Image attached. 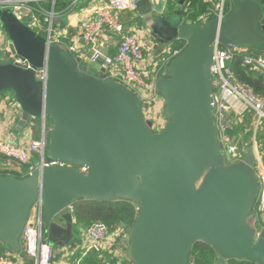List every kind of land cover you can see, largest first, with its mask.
<instances>
[{"label":"water","instance_id":"1","mask_svg":"<svg viewBox=\"0 0 264 264\" xmlns=\"http://www.w3.org/2000/svg\"><path fill=\"white\" fill-rule=\"evenodd\" d=\"M233 2L221 21L186 23L174 9L150 22L159 52L186 43L157 84L169 120L157 134L134 92L47 45L11 9L0 8L9 46L0 60V95L11 92L20 129L31 119L50 127L46 165L23 178L0 176V242L7 250L21 254L37 202L63 245L74 238L75 202L123 200L138 211L126 248L131 264H191L197 242L214 248L215 264H264V231L257 236L249 223L260 191L255 154L249 149L243 163L227 166L214 115L213 43L264 52V0ZM43 70L45 81L38 80Z\"/></svg>","mask_w":264,"mask_h":264},{"label":"built area","instance_id":"2","mask_svg":"<svg viewBox=\"0 0 264 264\" xmlns=\"http://www.w3.org/2000/svg\"><path fill=\"white\" fill-rule=\"evenodd\" d=\"M61 2L67 3L64 9L58 7ZM204 3L208 5L206 12L190 23L204 25L211 20L221 21L233 10V5L228 0H204ZM0 8L11 9L17 20L46 38L47 45L60 47L75 59L84 62V65L100 63L105 70L102 74L105 80L125 86L142 101L143 115L151 131L157 134L165 129L169 120L164 114L165 100L159 95L157 84L166 75L170 57L177 53L161 63L147 56L156 48L153 38L144 35L139 26L128 28L123 20L124 15H138L140 1L0 0ZM71 17H76L74 23L69 20ZM63 19L67 23L63 24ZM108 41L117 46V52L113 56L105 53ZM7 51L8 45L4 53ZM238 55L242 56L244 67L248 66L264 76V53L243 52L215 41L211 67L214 115L227 166L243 163L247 157V153L240 150L238 143L227 134L228 127L233 123L232 119H243L247 114H252L255 119L251 145L255 164L252 169L260 191L251 215L254 217V227L258 229L257 236H260L264 231V152L257 142V131L264 123V98L237 83L231 64ZM16 63L23 64L21 60H16ZM163 69L165 73L160 76L159 72ZM46 76L47 72L43 70L39 73L38 80L45 81ZM20 115L19 106L13 101L11 117L20 120ZM49 132L50 127L42 120V130L37 139L30 138L22 143L0 140V155L8 159L10 167L27 166L29 175L47 164ZM36 160L39 161V166H36ZM51 165L64 166L55 162ZM80 171L86 173L87 169L82 167ZM43 209V203L37 202L31 210L21 238V254L5 249L0 242V264H25L28 260L32 264H56L57 256L64 260L63 264H81L82 259L92 252L113 256L118 259L117 264L128 261L126 248L129 232L118 231L113 234L103 221L95 222L82 230L78 246L63 244L62 253L56 254L46 241ZM70 209L73 213L74 208ZM79 253L81 257L74 259Z\"/></svg>","mask_w":264,"mask_h":264},{"label":"trees","instance_id":"3","mask_svg":"<svg viewBox=\"0 0 264 264\" xmlns=\"http://www.w3.org/2000/svg\"><path fill=\"white\" fill-rule=\"evenodd\" d=\"M175 0H168V6L166 11L163 13L164 17L172 15L175 9ZM186 7L183 14L185 22L195 21L198 15L206 12L208 5L204 3V0H187ZM186 43L184 41L173 42L167 53L160 55L158 61L161 63L170 55L179 53L184 49ZM258 53L256 51H251ZM116 53L109 54L113 56ZM263 54V53H261ZM161 58V59H160ZM80 63V61H79ZM82 63V62H81ZM84 64V62H83ZM231 68L234 71L236 81L239 85L252 89L257 95L264 98V76L260 73L252 70L248 66H243V58L241 55L236 56L235 61L231 64ZM165 73V70H161L159 75ZM36 124L39 123V119H34ZM233 123L228 127L227 134L231 137L234 142L238 143L239 149L247 150L251 148L252 138L254 135L255 119L252 114H247L243 119H232ZM36 134H39L37 132ZM257 142L260 145L261 150L264 152V123L257 131ZM8 159L5 156L0 155V176H11L16 178H23L28 175V167L22 166L18 169L12 168L8 164ZM230 166V165H229ZM15 167H18L15 165ZM74 213V225L73 232L74 238L70 242L72 247H76L80 244L79 235L82 234V230L91 224L99 221H103L109 231L115 234L118 231L129 232L131 226L136 221L138 216L137 207L129 201L117 200L115 202L110 201H91L80 199L73 204ZM264 227V225H263ZM217 253L213 247H210L202 242H197L193 246V251L190 256L191 264H215L217 259ZM81 257V254H77L74 259ZM118 259L109 256L106 253H95L92 252L82 259L81 264H117ZM25 264H32L31 261H26ZM228 264H255L252 262H246L243 260H232Z\"/></svg>","mask_w":264,"mask_h":264},{"label":"crops","instance_id":"4","mask_svg":"<svg viewBox=\"0 0 264 264\" xmlns=\"http://www.w3.org/2000/svg\"><path fill=\"white\" fill-rule=\"evenodd\" d=\"M140 3H142L141 4L142 6H141V9H140L138 15H136L135 17L133 15H131L129 17V19L124 20V22L127 25V27L130 29L133 26H139L143 30L144 35H146V36L149 35L152 37V35L149 33V29L146 27L147 24L144 23V21H146L145 17L148 14H150V12L153 14L159 15V16L163 15V13L167 9L168 0H141ZM66 4H67L66 2H64V3L61 2L58 5L59 9H64ZM75 18L71 17V18H69V20H71L74 23ZM63 24H65V23L63 22ZM153 41L156 44V48L153 51H151V53H148L147 56L149 58L153 57V59L155 61H157V63H159L158 59H159L160 55L163 53H167V51L169 50V47L172 43L169 44L163 52H159L158 51V49H159L158 48V46H159L158 42H156L154 39H153ZM107 43L108 44L104 49L105 53L107 55H109V54L111 55L113 53H116L117 52L116 44L112 43L111 41H108ZM7 45H8V39H7L6 35L4 34V32L0 28V53L1 54L4 53V51L7 48ZM246 51H254V50H246ZM243 52H245V50ZM256 52H258V51H256ZM259 53H261V52H259ZM4 56H5V53L2 56L3 59L5 58ZM81 64H83V63H81ZM86 66L88 67V69L91 72H94V73L98 72L100 75L103 74L101 72L102 67H101L100 63H97L95 65L87 64ZM12 109H13V96H12V94L10 95V93H8V92L2 93V95H0V140H9V141L16 142V143H22V141H25V140L28 141V140H30V138L37 139L40 136V133L42 130V120H40L38 124H36V121H35V124L33 126H30L27 129H24V128L20 129L18 127L20 124V120L12 119V117H11ZM37 132H39V134H36ZM16 169H18V167H16ZM70 262H72V261H70ZM59 263L63 264L64 260L63 259L60 260V258L57 256L56 264H59Z\"/></svg>","mask_w":264,"mask_h":264},{"label":"rangeland","instance_id":"5","mask_svg":"<svg viewBox=\"0 0 264 264\" xmlns=\"http://www.w3.org/2000/svg\"><path fill=\"white\" fill-rule=\"evenodd\" d=\"M185 1L186 0H175V10L181 15V16H183V14H184V10H185ZM228 2H231L232 3V5H233V8H234V2H233V0H228ZM142 3H140V5H141ZM142 6V5H141ZM159 17H161L160 19H163V15H156V14H153V13H151L150 12V14H148L146 17H145V20H146V22H147V28L148 29H150V25H151V23L150 22H152V21H155V20H158V18ZM224 45V44H223ZM66 52V51H65ZM66 53H68V52H66ZM4 55V53L3 54H1L0 53V60L1 59H3L2 58V56ZM8 93H10V95H11V92H8ZM35 124V120H29L28 122H27V124L24 126V129H27V128H29L30 126H33ZM251 149V148H250ZM252 150V149H251ZM247 154H248V150H247ZM35 164H36V166H39V161H35ZM234 165H236V164H234ZM232 166V165H231ZM12 168L14 169V168H16L15 167V165H12ZM249 223H250V225H251V227L253 228V230H255V232L257 233V231H258V229H257V227H254V224H255V222H254V217H253V215H251L250 216V220H249ZM45 236H46V241H47V243L53 248V250H54V252L56 253V254H60V253H62V245H60V244H57V239L51 234V233H49V227H46L45 226ZM255 233V234H256ZM68 234L67 233H64L63 235H62V238L65 240V239H67L68 238ZM79 239L81 240V237H82V234L81 235H79ZM78 237H75V238H73V239H77ZM70 244V243H69ZM69 244H65V245H69ZM127 246H128V244H127ZM5 249H7V248H5ZM125 264H131L129 261H125L124 262Z\"/></svg>","mask_w":264,"mask_h":264}]
</instances>
